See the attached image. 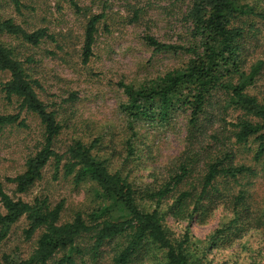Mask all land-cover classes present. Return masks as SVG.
I'll return each mask as SVG.
<instances>
[{
    "label": "trees",
    "instance_id": "16d2710c",
    "mask_svg": "<svg viewBox=\"0 0 264 264\" xmlns=\"http://www.w3.org/2000/svg\"><path fill=\"white\" fill-rule=\"evenodd\" d=\"M10 1L20 9L19 0ZM186 1L184 19L196 43L169 44L152 35H145L144 41L155 51L191 52L187 63L149 85H121L126 96L121 109L130 120L132 133V121L167 122L176 111L188 112L185 146L174 172L153 189L136 188L119 171L111 172L92 152L96 141L87 145L75 140L64 153L54 149L61 125L56 110L38 97V81L27 66L32 58H19L14 47L1 39L12 36L37 46L47 39L54 41V36L46 28L28 31L11 18L0 20V72L9 73L2 91L6 98L14 96L19 101L18 113L0 114V127L25 126L20 112L26 110L38 117L43 139L41 147L26 158L23 171L6 180L14 183L16 193H26L53 161L54 178L62 169V175L72 176L75 183L90 180L108 201L104 207L85 214L76 212L70 221L60 222L63 202L51 205L46 197H34L32 201L14 198L0 180L4 209L0 214V240L22 217L26 239L41 231L27 257L3 254L1 264H85V258L97 262L103 246L112 242L117 243L107 264H210L207 255L213 249L231 247L249 231L264 227V210L254 205L248 189L252 185L248 179L256 175L255 166L234 163L232 149L252 140L256 143L253 160L264 157V98L259 100L247 91L262 63L254 64L248 73L244 70L247 30L241 25L247 15H264L240 0ZM104 15V11L92 14L86 22L83 62L92 56L97 24ZM213 106L217 108L214 114ZM230 112L236 113L234 121L226 120ZM146 202L154 206L147 210L142 207ZM164 202L169 203L161 210ZM220 204L231 216L208 235L202 246L190 233L189 224L176 237L164 222L166 215L174 220H197ZM113 206L125 215L114 218L110 212ZM256 264H264V258Z\"/></svg>",
    "mask_w": 264,
    "mask_h": 264
},
{
    "label": "rangeland",
    "instance_id": "374dc122",
    "mask_svg": "<svg viewBox=\"0 0 264 264\" xmlns=\"http://www.w3.org/2000/svg\"><path fill=\"white\" fill-rule=\"evenodd\" d=\"M19 1L21 7L17 10L10 0H0V20L11 18L28 31L46 28L55 39L30 46L12 36L1 37L14 47L19 58H32L27 66L38 81V86H35L38 97L56 110V118L61 125L54 140V149L64 153L75 140L87 145L96 141L93 154L104 160L111 172L119 171L134 187L153 189L164 183L173 174L184 149L188 112L176 111L167 122L132 121V133L128 128L130 120L121 109L126 102L121 85L135 88L149 85L166 72L187 63L191 52L155 51L144 41L145 35H152L169 44L188 46L196 43L197 40L191 37L190 24L184 19L187 1ZM240 1L264 15V0ZM101 11L105 15L97 24L92 56L83 62L86 22L92 14ZM241 25L247 30L244 70L248 73L254 64L262 63L247 91L261 100L264 98V18L259 14L247 15ZM8 78L7 71L0 72V114L19 112L18 99L14 96L8 99L2 91V83ZM213 109L214 114L217 108L213 106ZM235 115V112L228 113L226 120L234 121ZM20 118H23L25 126L12 124L0 127V180L5 191L25 201L46 197L51 205L63 202L60 222L70 221L76 212L85 214L106 206L108 201L99 195L94 182L84 180L75 183L72 176L62 175V169L54 178L53 161L45 166L42 177L26 193L15 192L14 183L8 182L6 177L22 172L26 158L41 147L43 140L42 126L35 114L22 110ZM255 147L256 143L250 140L247 145H233L232 149L234 163L255 166L256 175L248 179L252 182L248 189L254 205L264 210V157L258 162L253 160ZM228 148H231L230 143ZM168 203L164 202L161 210H165ZM153 206L151 202L142 204L147 210ZM110 212L114 218L125 215L116 206ZM2 213L4 209L0 204ZM230 216V211L220 204L197 220H174L166 215L164 222L176 237L181 236L189 224L190 233L202 246L208 235ZM25 228L26 221L22 217L0 240V264L3 254L27 257L31 253L41 231L26 239ZM116 243L105 244L101 259L92 262L85 258V264H107ZM263 258L264 227L249 231L231 247L213 249L207 255L210 264H256ZM76 264L82 263L77 261Z\"/></svg>",
    "mask_w": 264,
    "mask_h": 264
}]
</instances>
